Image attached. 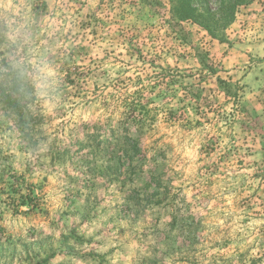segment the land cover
<instances>
[{"label": "rangeland", "instance_id": "1", "mask_svg": "<svg viewBox=\"0 0 264 264\" xmlns=\"http://www.w3.org/2000/svg\"><path fill=\"white\" fill-rule=\"evenodd\" d=\"M176 3L0 0V264H264V0Z\"/></svg>", "mask_w": 264, "mask_h": 264}, {"label": "trees", "instance_id": "2", "mask_svg": "<svg viewBox=\"0 0 264 264\" xmlns=\"http://www.w3.org/2000/svg\"><path fill=\"white\" fill-rule=\"evenodd\" d=\"M176 1L177 3L174 6V9L175 12H177L180 16L179 18L181 19V21H192L199 24L201 27L205 28V30L212 37L216 36V32L225 30L224 27L233 22L237 9L240 6L248 5L252 2V0H229L228 2L222 1V7L221 9H219V12H211L208 10L205 13H202L200 7H198V3L201 2L199 0ZM206 21H212L213 24H215V28L208 26L205 23ZM123 140V142L127 145H129V142L132 141L135 145V147H132V149L139 148L138 141L129 139V137H125ZM22 205L30 206V200H23Z\"/></svg>", "mask_w": 264, "mask_h": 264}]
</instances>
